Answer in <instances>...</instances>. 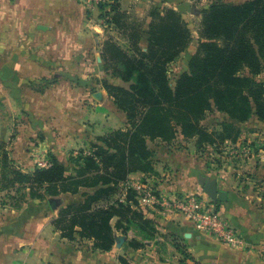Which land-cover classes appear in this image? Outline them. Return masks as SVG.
<instances>
[{
	"label": "crops",
	"instance_id": "1",
	"mask_svg": "<svg viewBox=\"0 0 264 264\" xmlns=\"http://www.w3.org/2000/svg\"><path fill=\"white\" fill-rule=\"evenodd\" d=\"M127 2L120 0L121 10L125 9ZM2 4L0 69L12 73L1 76V94L8 104L11 101L5 111L8 118L14 113L24 117L17 128L16 139L8 147L10 158L27 170L46 160L45 153L53 154L66 164L64 149L79 144L88 146L96 136L93 130L98 113L105 117L107 130L125 127L123 111L114 105L103 89L89 94L84 89L73 88L75 86H68V90L61 93L58 88H52L54 94L63 97V102L53 109L50 104L40 102L50 94L51 88L43 93L22 88L28 80L46 76L52 70H84V67L94 66L84 59L88 48L84 49L82 43L57 42L58 38L80 36L84 39V32L75 35L77 31L73 28L76 21L74 11L83 9L78 0H3ZM93 25L98 31L103 28L99 24ZM36 98L39 99L34 100ZM84 100H88L85 105ZM105 107L109 113L102 109ZM53 117L52 123L43 120ZM59 118L65 119L70 127L64 129L58 124ZM88 124L92 127L88 128ZM242 129L237 141H226L218 154L211 146H207L203 154L197 153L194 141L190 142L194 139H184L181 135L168 143L155 142L150 147L154 152L152 171L136 172L128 177L134 183L155 189L163 197L203 194V186L210 179H215L217 188L227 193L226 201L216 203V209L238 228L246 240L244 248L223 245L215 237L195 230L181 215L170 214L160 205L140 207L145 217L158 222L159 225L154 224L156 229L171 232L172 238L179 237L183 249L198 264H264L260 251V244L264 241V148L256 149V154L248 153L251 148L246 149V143L241 142L244 134L251 135L255 130L245 133ZM257 135L258 131L255 137ZM247 154L250 158L246 157ZM140 178L145 181L138 180ZM53 199L52 196L44 198V201L49 200L51 207L27 202L17 208L0 206V264H105L107 252H85L60 237L51 222L60 208ZM132 231L129 230L127 236L143 243L136 248L139 252L151 240L136 230Z\"/></svg>",
	"mask_w": 264,
	"mask_h": 264
},
{
	"label": "trees",
	"instance_id": "2",
	"mask_svg": "<svg viewBox=\"0 0 264 264\" xmlns=\"http://www.w3.org/2000/svg\"><path fill=\"white\" fill-rule=\"evenodd\" d=\"M98 10L105 25H118V18L125 15L121 13L120 0L100 4ZM157 17L150 23L145 51L136 45L134 55H129L113 41H104L101 52L105 69H109L108 61L117 59L121 67L112 69V76L131 81L128 89L102 82L114 105L123 111L129 129L113 130L98 138L100 143L85 149L88 153L82 149L71 155L69 160L78 166L75 175H67L63 164L52 154L46 166L36 165L23 171L9 158L6 145L0 140V190L26 189L30 198L41 200L60 193H76L80 187L94 188L84 194L82 203L60 208L51 222L61 238L73 240L78 235L91 239L93 248L100 252L112 248L113 231L123 227L120 222L132 223L127 212L138 216L144 226L150 223L138 208L134 189H127L120 199L130 174L153 169L154 152L146 146L145 137L166 143L178 135L193 138L195 150L203 152L207 146L216 148L210 133L198 123L212 108L241 122L251 115L253 104L255 116L264 122V83L254 79L264 67V0L209 7L202 21L208 41L199 44L203 54L191 57L189 72L181 74L173 88L168 84L166 66L186 47L190 34L177 18L164 26L165 18ZM214 37L222 38L223 44L211 41ZM243 69L248 70L247 75L238 74ZM227 127L218 134L219 139L223 143L236 142L240 130L231 134ZM204 137L209 139L206 143ZM24 196V192L20 193L19 200L24 202ZM134 206L138 213L130 211ZM113 215L118 219L111 224ZM133 225L146 237L150 227ZM133 243L134 248L142 245L137 240ZM181 253L185 254L183 250Z\"/></svg>",
	"mask_w": 264,
	"mask_h": 264
},
{
	"label": "rangeland",
	"instance_id": "3",
	"mask_svg": "<svg viewBox=\"0 0 264 264\" xmlns=\"http://www.w3.org/2000/svg\"><path fill=\"white\" fill-rule=\"evenodd\" d=\"M3 0H0V15H1V7ZM6 1V0H4ZM252 0H131L127 2L125 5V9H122L124 16L118 18V25H105V22L102 24L103 28L101 31H98L95 27L93 28V24H100L101 25V16H99V10L97 7L90 8L84 5H81L83 8L79 12L74 11V15L76 21L74 23L75 30L77 33L75 35H82V31L84 32V39L79 38H58V43L65 42L66 44H70L73 42L75 44H83L84 49L88 48L87 54L84 55L85 60H89L91 64H94L92 68L90 65L84 67V70H64V69H57L49 71L48 75H41L39 77H35L34 79L28 80L22 88L24 91L33 90L34 92L43 93L46 89H50V94L45 95L43 100H40L41 104H47L51 106V108H55L56 104L58 105L60 102H63V97L60 95L54 94L52 88H58L60 93L62 91L68 90V86L71 88H81L84 89V92H88L92 94L93 92L103 89L102 82H106L111 85L123 87L125 89L129 88L131 81L124 82L120 78L112 76V69L120 68L119 61L117 59L111 60L107 62L109 69H105L104 62L102 59V45L104 41L111 40L124 49L127 54L134 55V51L137 47L141 48L143 51L146 50L148 46L149 40V26L152 21L158 19L157 15L160 17H164L165 24L164 26H169L171 22H173L174 18H177L178 21L184 23L186 28L189 30L190 39L185 48H181L176 56L167 63L166 66V76L168 80V84L170 87H174L177 79L183 73H188V63L192 56L194 55H202L203 50L200 49L199 44L202 41H208V36L203 28V16L204 12L214 4L218 5H226V6H236L241 5L246 2H250ZM137 5V6H136ZM137 7V8H135ZM121 9V8H120ZM168 11H171L170 13ZM27 16V15H26ZM152 17H154L152 19ZM158 23V22H157ZM74 35V34H73ZM176 35V33H175ZM29 40L28 38H25ZM211 41L222 45L223 39L222 38H212ZM85 53V52H84ZM0 62H1V53H0ZM97 65V66H96ZM247 69H243L238 74L239 75H247ZM8 72L9 74L12 71H2L0 69V140L6 145V151L9 153L11 150L8 149L12 140L16 139L17 128L20 126L21 122L24 121V117H18L16 113L14 116H10L8 118V114L5 113L6 108L8 109V105L11 104V101L6 102L4 97L2 96V83H1V76L3 73ZM254 79L257 82L264 83V67L263 70L256 76ZM71 82L70 85H66L65 82ZM81 84L82 86H80ZM65 86V88H64ZM84 86V88H83ZM69 88V89H70ZM104 90V89H103ZM106 92V91H105ZM107 94V93H106ZM42 98L43 96H37ZM67 101H70L68 96ZM65 97V99H66ZM109 97V96H108ZM36 98L34 100H37ZM39 101V100H38ZM84 100V105H85ZM89 106V104H88ZM4 109V110H3ZM104 111L108 112V108H102ZM14 111V110H12ZM16 111V110H15ZM96 115V114H95ZM55 117L53 118H46L43 119L46 123H52ZM58 124L60 123L64 129L69 128L70 126L66 123V120L63 118H59ZM105 117L98 113L94 121H96V126H94L93 133L96 136L89 142L88 146L84 144H79L73 148L64 149L63 152L66 153V157L68 162L63 164L65 167V173L67 175H75L76 169H78L76 163L74 161H70L69 157L75 156L77 154L74 151H80L82 149L90 148L91 144L100 143V140L97 141L98 138L104 137L110 134L113 130L122 129L125 130L124 132L128 131V123L125 117V127L123 128H109L106 129L107 124L105 122ZM200 127L204 128L205 131L210 133L211 139L214 141V146L216 147V153H221L224 147V143L222 140L219 139L218 134L222 133V130L225 129V125H229L226 131L229 133H233L234 130L239 129L241 134V128L243 132H252L255 130V133L252 134H244V141L241 143H246L244 147H250V151L248 153L256 154V149L264 148V122L257 119L254 114L253 104H252V113L245 121H237L235 119L229 118V116L221 111L212 108L210 111L206 112L204 116L198 121ZM95 124V122H93ZM55 130L57 127L53 126ZM88 124V128H91L92 125ZM107 130V131H106ZM257 137L255 135L257 134ZM60 135H58L59 137ZM261 137V138H260ZM115 138L119 139V137L115 136ZM19 139V138H17ZM192 139V138H190ZM208 137L203 138V142L206 143L208 141ZM194 140L190 141L193 142ZM113 143L112 141H110ZM155 142H161L158 138H148L145 137V144L146 146L151 149L150 147ZM22 147H24L23 142ZM17 144V143H16ZM255 144L258 146L256 147ZM253 145V146H252ZM195 148V147H194ZM205 151V150H204ZM203 151V152H204ZM246 151V150H245ZM203 152H201L203 154ZM254 152V153H253ZM260 152V151H259ZM198 153V152H197ZM51 153H45L46 158ZM200 156H203V155ZM262 154V152H261ZM53 155V154H52ZM237 155V154H236ZM235 155V156H236ZM9 158L11 157L8 154ZM230 156V155H229ZM231 157V156H230ZM247 158H250V155L247 154ZM12 159V158H10ZM217 159V158H216ZM220 159V157H219ZM256 159V158H255ZM13 160V159H12ZM16 167L23 169L20 165L15 163ZM36 166V165H35ZM25 169V168H24ZM23 171H27L26 169ZM2 171V170H1ZM88 173V172H86ZM84 176V173H83ZM82 176V177H83ZM140 181H145L144 178L138 179ZM94 189V188H93ZM91 188H84L80 187L76 193H60L58 195L52 196L54 199L53 201L58 204V207L62 208L68 204H80L84 200V194L90 193L93 191ZM0 206H7V207H20L23 205L24 202L26 204H33V205H47L50 206L49 200L44 199H34L30 198L28 195V190L22 189L19 192H14L13 190L7 192L6 190H0ZM25 193L23 199L19 200L20 193ZM104 202V201H103ZM103 202H100L102 204ZM51 207V206H50ZM59 208V209H60ZM135 206L131 207L130 211H135ZM139 210H142L138 205ZM125 211V210H124ZM123 213V212H122ZM138 213V212H137ZM129 216V219H132V223L128 222H120L123 226L119 228V230H114V243L112 248L107 252L108 255L105 258V264H198L194 259L183 249L184 245L181 244V240L178 238H172L171 232L163 233L160 230L154 227V224H158L157 221L153 220L152 218L146 217L144 219L150 220V223H146L147 226H144L139 221V217H133L130 212L125 214ZM145 216V214H143ZM118 219L117 215H113L111 218V224H114ZM128 221V220H127ZM137 224L142 226L144 229L150 227L147 230L146 237L151 240L146 246H144L139 252L136 251L132 245L134 244L133 241H136L135 238H129L127 236L129 230H136V233H141L138 228L133 225ZM159 225V224H158ZM128 229V230H127ZM132 231V232H133ZM60 235V232L57 230ZM131 232V233H132ZM118 237H124V240L120 245L117 244L116 239ZM66 239V238H65ZM68 243L76 246L77 248L83 249L85 252L89 251H97L92 246V240L86 238H80L78 235H75L73 240H68ZM221 243V242H220ZM223 244V243H222ZM143 245V243H142ZM224 245V244H223ZM262 258L264 259V241L260 244ZM184 251L185 254H182L181 251ZM152 252V253H151Z\"/></svg>",
	"mask_w": 264,
	"mask_h": 264
},
{
	"label": "built area",
	"instance_id": "4",
	"mask_svg": "<svg viewBox=\"0 0 264 264\" xmlns=\"http://www.w3.org/2000/svg\"><path fill=\"white\" fill-rule=\"evenodd\" d=\"M81 5L94 8L109 0H78ZM104 19L101 20V27ZM78 154V151H74ZM88 153L87 150L84 154ZM47 159L37 163V166H46ZM134 189L138 205L154 206L160 205L170 214L181 215L195 230L215 237L219 242L231 248H244L246 240L235 226L231 225L226 218L222 217L213 202L205 193L172 194L167 197L161 196L155 189L145 186L139 182L134 183L128 179L120 199L125 196L127 189Z\"/></svg>",
	"mask_w": 264,
	"mask_h": 264
},
{
	"label": "water",
	"instance_id": "5",
	"mask_svg": "<svg viewBox=\"0 0 264 264\" xmlns=\"http://www.w3.org/2000/svg\"><path fill=\"white\" fill-rule=\"evenodd\" d=\"M203 192L215 203L224 202L227 199V193L217 188L215 179H210L204 184ZM123 240L124 237H118L117 244L120 245Z\"/></svg>",
	"mask_w": 264,
	"mask_h": 264
}]
</instances>
